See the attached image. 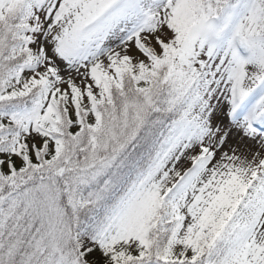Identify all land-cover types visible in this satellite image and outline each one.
Masks as SVG:
<instances>
[{
  "label": "snow or ice",
  "instance_id": "obj_1",
  "mask_svg": "<svg viewBox=\"0 0 264 264\" xmlns=\"http://www.w3.org/2000/svg\"><path fill=\"white\" fill-rule=\"evenodd\" d=\"M0 264H264V0H0Z\"/></svg>",
  "mask_w": 264,
  "mask_h": 264
}]
</instances>
